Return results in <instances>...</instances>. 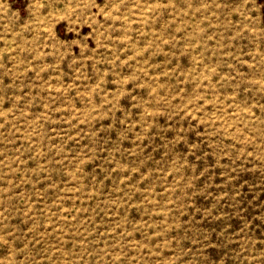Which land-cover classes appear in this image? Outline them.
Returning <instances> with one entry per match:
<instances>
[{"label": "rangeland", "instance_id": "374dc122", "mask_svg": "<svg viewBox=\"0 0 264 264\" xmlns=\"http://www.w3.org/2000/svg\"><path fill=\"white\" fill-rule=\"evenodd\" d=\"M0 264H264V0H0Z\"/></svg>", "mask_w": 264, "mask_h": 264}]
</instances>
